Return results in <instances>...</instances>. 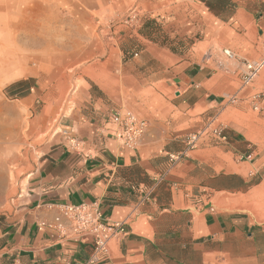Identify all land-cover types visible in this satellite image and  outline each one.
<instances>
[{
	"label": "crops",
	"instance_id": "1",
	"mask_svg": "<svg viewBox=\"0 0 264 264\" xmlns=\"http://www.w3.org/2000/svg\"><path fill=\"white\" fill-rule=\"evenodd\" d=\"M262 3L261 13H235L234 28H228L238 31L240 46L223 47L216 40L210 58L188 65L143 49L135 52L126 39L111 65L112 36L101 31L95 37L98 20L80 9L62 19L76 30L63 38L62 48L68 49L46 59L53 71L49 77L38 83L35 76L8 70V88L22 83L12 88L15 99H30L39 84L51 86L44 97L56 106L39 117L44 129L63 100L57 88L68 85L61 82L62 74L76 66L84 73L71 95L72 108L59 118L50 144L27 174L24 191L0 217V264L87 261L93 238L61 239L58 231L42 228L60 215L61 206L84 203L95 204L109 224L126 223L127 234L110 241L109 255L100 264H264V211L257 207L264 205L263 138L243 122L246 103L264 120V68L249 86L241 81L245 61L262 56ZM223 28L215 32L219 38L229 31ZM225 51L237 63L232 72ZM96 59L100 63L92 62ZM93 70L111 77H94ZM20 72L24 75L14 78ZM238 82L241 87L234 88ZM117 111L149 124L134 149L114 137L110 118ZM231 113L237 120L221 123L218 139H208L207 131ZM197 131L203 133L200 145L188 151L186 138ZM225 195H231L232 209L219 207ZM241 196L247 198L246 208Z\"/></svg>",
	"mask_w": 264,
	"mask_h": 264
},
{
	"label": "rangeland",
	"instance_id": "2",
	"mask_svg": "<svg viewBox=\"0 0 264 264\" xmlns=\"http://www.w3.org/2000/svg\"><path fill=\"white\" fill-rule=\"evenodd\" d=\"M262 4V0H0V217L12 210L14 199L24 191L27 174L50 144L59 118L72 108L71 95L81 84L82 78L77 79L78 76L84 73L82 66H76L62 74L61 82L68 85L57 88L63 100L58 103L55 118L44 129L39 117L56 106L44 97L51 86L39 84L30 99L18 100L8 88L7 72L23 71L35 76L34 81L38 83L42 76L49 77L53 71L48 70L50 63L46 59L50 62L68 49L66 44H63L65 49L62 48L63 38L71 37L76 30L73 24L62 22L65 15L72 16L81 9L98 20L94 36L98 37L101 31L103 35L112 36L108 46L111 65L118 60L119 48L125 39L135 52L143 49L172 64L188 65L195 58H210L209 52L216 46V40L220 39L218 43L223 47L240 46L238 31L229 29L234 28L235 13L239 10L261 13ZM88 6L95 7L96 11ZM223 27L229 31L224 30L219 38L215 32ZM67 43L71 44V40L67 39ZM100 59L92 62L100 63ZM225 62L229 71L236 70L235 58L225 55ZM90 74L111 77L105 71L93 70ZM23 75L15 73L14 78ZM35 82L32 81V85ZM232 86L241 87L240 82ZM23 90L18 91L23 94ZM245 107L249 113L243 115V122L254 133L259 132L257 136L263 138L264 146L261 113L251 104L246 103ZM233 118L237 120L236 113L219 120L217 128L214 126L207 131V138L217 140L219 136L214 130ZM239 161L244 162L246 158ZM213 201L216 203L217 199ZM241 201V206L246 208L247 198L241 196ZM218 204L222 209H232L235 205L231 195H225ZM257 207L264 211V205L257 204Z\"/></svg>",
	"mask_w": 264,
	"mask_h": 264
},
{
	"label": "built area",
	"instance_id": "3",
	"mask_svg": "<svg viewBox=\"0 0 264 264\" xmlns=\"http://www.w3.org/2000/svg\"><path fill=\"white\" fill-rule=\"evenodd\" d=\"M262 56L253 62L245 61V69L242 73V84L250 85L264 68V39L262 42ZM229 58H233L230 51H225ZM111 123L115 126L114 137L123 146L136 148L147 133L149 124L146 120L138 118L132 113H121L117 111L111 115ZM218 136L221 131L214 130ZM204 132V131H203ZM202 132H194L187 136V150L197 148ZM178 156L172 155V160ZM42 228H49L59 232L61 239L91 237L94 242V252L85 262L76 264H100L109 255L110 241L127 234L126 223H107L95 204L61 206L60 215L53 221L44 222Z\"/></svg>",
	"mask_w": 264,
	"mask_h": 264
},
{
	"label": "trees",
	"instance_id": "4",
	"mask_svg": "<svg viewBox=\"0 0 264 264\" xmlns=\"http://www.w3.org/2000/svg\"><path fill=\"white\" fill-rule=\"evenodd\" d=\"M20 85H22V83L21 84L19 83V84H16V85L12 86L11 89L12 88H16L17 86H20Z\"/></svg>",
	"mask_w": 264,
	"mask_h": 264
}]
</instances>
